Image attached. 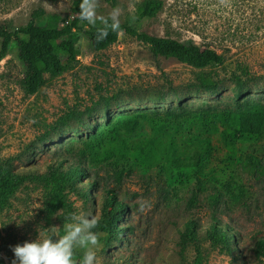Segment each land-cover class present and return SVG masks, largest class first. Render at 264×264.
Segmentation results:
<instances>
[{"label":"rangeland","instance_id":"rangeland-1","mask_svg":"<svg viewBox=\"0 0 264 264\" xmlns=\"http://www.w3.org/2000/svg\"><path fill=\"white\" fill-rule=\"evenodd\" d=\"M73 1L0 0V25H24L39 10L63 25ZM144 1L100 0L98 15L119 6L121 25L192 40L222 53L223 62L198 69L155 57L123 30L93 51L80 35L69 67L27 95L14 42L0 60V168L27 176L11 194L0 193L6 264L15 245L51 226L62 234L69 212L98 218V264H264L256 253L264 240V130L224 137L215 116L264 108V0H160L155 16L139 20ZM253 152L258 171L243 163ZM59 159L80 160L89 176L72 184L49 178ZM106 192L126 207L118 235L100 231ZM189 220L195 238L184 241ZM211 221L231 236L230 248L211 238Z\"/></svg>","mask_w":264,"mask_h":264},{"label":"trees","instance_id":"trees-1","mask_svg":"<svg viewBox=\"0 0 264 264\" xmlns=\"http://www.w3.org/2000/svg\"><path fill=\"white\" fill-rule=\"evenodd\" d=\"M80 0L73 1L74 16L63 25L57 21L47 20L42 10L33 11L30 20L17 27L0 25V60L9 52L10 45L14 42L17 57L23 66L22 86L27 95L35 94L44 84L46 75L55 76L64 72L69 64L76 59V45L80 35H83L93 51L102 50L113 44L117 39L116 33H110L106 40L97 43L95 39L96 28L81 22L77 18ZM160 0H145L137 18H150L155 16L162 8ZM100 25L97 24V27ZM125 32L134 34L140 41L150 47L153 56L172 57L179 62L192 67L202 69L211 64H220L224 57L216 49L208 46L201 47L192 40L179 41L170 37L137 31L131 26L121 25ZM239 82L237 83V85ZM216 118L225 126L224 137L243 139L262 134L264 130V108L251 107L243 109L235 114L216 113ZM243 163H249L251 169H261L260 157L250 153L245 156ZM78 176H89L88 170L81 166L80 160L68 162L59 159V163L49 164V178H57L65 183H71ZM27 176L16 175L10 171V167L0 168V193L2 196L11 194ZM97 183L91 180L89 188H97ZM85 192V191H84ZM126 211L123 203L114 198L111 192L103 196L100 216L103 224L100 231L110 235H118L121 231L119 221ZM182 238L184 241L194 239V223L189 220L184 223ZM208 233L211 238L225 247L230 248V235L226 230L218 229L214 221L208 225ZM1 238V231H0ZM256 253L264 256V240L257 241ZM83 252L76 251V258L82 257ZM0 264H6L0 257Z\"/></svg>","mask_w":264,"mask_h":264},{"label":"clouds","instance_id":"clouds-1","mask_svg":"<svg viewBox=\"0 0 264 264\" xmlns=\"http://www.w3.org/2000/svg\"><path fill=\"white\" fill-rule=\"evenodd\" d=\"M100 0H80L77 18L96 28L97 43L107 39L110 33L120 34V17L123 10L117 6L107 16L98 15ZM133 21L136 17H132ZM99 23V27L97 24ZM63 232L57 226L47 229L46 235L34 241H25L11 248L14 253L12 264H98V235L94 229L99 220L91 212H69L64 215ZM83 250L76 258V250Z\"/></svg>","mask_w":264,"mask_h":264}]
</instances>
